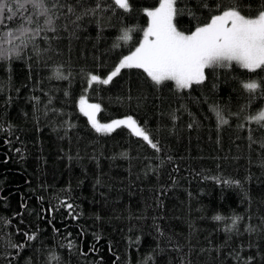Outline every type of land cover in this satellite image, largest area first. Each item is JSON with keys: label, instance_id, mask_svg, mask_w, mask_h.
Listing matches in <instances>:
<instances>
[{"label": "trees", "instance_id": "1", "mask_svg": "<svg viewBox=\"0 0 264 264\" xmlns=\"http://www.w3.org/2000/svg\"><path fill=\"white\" fill-rule=\"evenodd\" d=\"M220 2L178 0L174 23L188 33ZM129 4L46 0L47 14H0V41L14 34L0 59V264H264V122L246 119L264 105V86L242 87L264 84V70L232 62L178 89L133 67L89 86L139 45L145 10L159 2ZM125 29L131 39L117 41ZM82 94L101 121L132 116L159 150L123 125L96 132Z\"/></svg>", "mask_w": 264, "mask_h": 264}, {"label": "snow or ice", "instance_id": "2", "mask_svg": "<svg viewBox=\"0 0 264 264\" xmlns=\"http://www.w3.org/2000/svg\"><path fill=\"white\" fill-rule=\"evenodd\" d=\"M159 6L145 10L150 18L148 27L143 31V39L139 46L130 55L123 56L117 66L106 78L96 74H90L89 86L94 82L103 85L109 84L121 69L140 68L143 69L155 84L159 85L165 81H174L178 89L190 88L194 83L200 84L205 79V69L217 66H228L236 62L242 68L254 72L257 69L264 70V6L257 11L250 12L241 0H221L215 4L217 14L209 16L203 24H197L194 30L188 33L178 30L174 18L182 9H178V0H158ZM120 8L128 10L129 0H115ZM25 5L40 10L43 14L48 13L46 0H15L14 7L0 0V14L5 9L12 13L8 18L12 19L15 9H24ZM200 6L209 8L207 0H200ZM99 8L100 5L97 4ZM71 11V8L69 9ZM193 19H197L195 13ZM2 22V21H0ZM24 22L32 23L31 17H25ZM51 23V21H47ZM16 31L24 35L28 29L23 27V22ZM130 30H123V34L117 37V41L127 42L131 39ZM13 32L5 34V39L0 41V59L6 57L13 49H4L3 43H11ZM119 47V43H114ZM61 78L59 71L56 73ZM264 84L255 80L242 83V87L249 93H255ZM264 95V92L261 93ZM100 110L99 104H88L84 97L80 99V111L84 113L91 122L92 127L98 133L109 134L116 128L126 126L136 137H141L152 148L158 149L153 143L148 132L141 127L132 116L124 119L112 120L110 123H100L96 113ZM213 111L221 124H227L218 107ZM257 123L264 122V108L258 110L257 114L246 117ZM264 126V124H261ZM63 203V202H62ZM69 209L73 206L66 205ZM221 220L222 217H214ZM239 217L232 221L235 226ZM33 239V236H29ZM16 247L17 245H11ZM55 259V257H53Z\"/></svg>", "mask_w": 264, "mask_h": 264}, {"label": "rangeland", "instance_id": "3", "mask_svg": "<svg viewBox=\"0 0 264 264\" xmlns=\"http://www.w3.org/2000/svg\"><path fill=\"white\" fill-rule=\"evenodd\" d=\"M158 6H159V4H158ZM158 6H157V7H158ZM155 8H156V7H155ZM151 9H154V8H150V9H148V10H151ZM149 23H150V18H149V21H148V25H149ZM148 25H147V27H148ZM147 27H146V28H147ZM146 28H145V29H146ZM142 39H143V36H142L141 40H142ZM138 46H139V45H138ZM138 46H137V47H138ZM133 51H135V49H134ZM131 52H132V51H131ZM131 52L125 54L124 56H126V55H130ZM122 58H123V56H122L119 60H121ZM118 62H119V61H118ZM118 62L116 63V65L114 66V68H113L111 71H113V70L115 69V67L117 66ZM111 71H109V72L107 73V75L110 74ZM107 75L104 76V77H102V78H106ZM100 77H101V76H100ZM89 78H90V76H89ZM81 97H84V99L87 101L88 104H98V103H96V102H94V101L89 100V99L86 97L85 94H82V95H80V96L78 97V100H77V105H78L79 110H80V99H81ZM262 108H264V105H263L260 109H262ZM260 109H259V110H260ZM97 113H98V112H97ZM97 113H96V118H97V120H98L100 123H110L112 120L124 119V118L127 117V116H122V117L113 118V119L106 120V121H101V120H99V118H98V116H97ZM256 114H257V113H256ZM87 118H88V117H87ZM88 120H89V119H88ZM89 122H90V121H89ZM90 123H91V122H90Z\"/></svg>", "mask_w": 264, "mask_h": 264}]
</instances>
